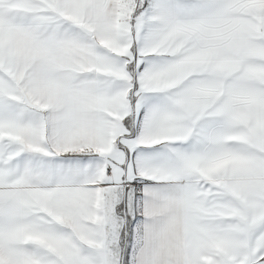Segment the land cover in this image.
Returning <instances> with one entry per match:
<instances>
[{
  "label": "snow or ice",
  "instance_id": "6c2138e0",
  "mask_svg": "<svg viewBox=\"0 0 264 264\" xmlns=\"http://www.w3.org/2000/svg\"><path fill=\"white\" fill-rule=\"evenodd\" d=\"M0 264H264V0H0Z\"/></svg>",
  "mask_w": 264,
  "mask_h": 264
}]
</instances>
